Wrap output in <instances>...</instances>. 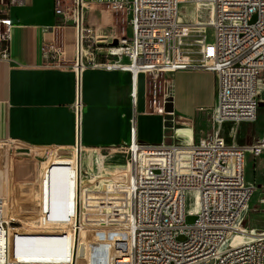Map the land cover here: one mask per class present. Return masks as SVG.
<instances>
[{"label":"built area","instance_id":"obj_1","mask_svg":"<svg viewBox=\"0 0 264 264\" xmlns=\"http://www.w3.org/2000/svg\"><path fill=\"white\" fill-rule=\"evenodd\" d=\"M183 4L194 6V21L181 17ZM98 7L127 11L129 35L95 44L96 25L88 14ZM54 11L74 27L75 145L83 143V75L89 66L129 72L128 95L135 108L139 77L145 74L150 104L163 122L172 121L173 131L175 73L213 72L218 84L213 131L207 136L178 145L173 132L159 143L142 142L132 119L130 141L120 147L127 152L122 163L127 166L113 176L119 179L103 185L92 181L85 188L82 160L64 164L71 174L68 213L61 220L50 211L47 178L55 161L48 163L40 181L38 225L61 230L76 255L70 264H79L80 254L89 259L96 247L107 249L115 264H264V231L238 216L239 204L254 192L246 180V155L264 156V135L247 146L227 143L219 132L228 122L254 121L264 99V0H54ZM0 23L1 54L10 59L12 20L1 17ZM42 54L54 66L68 65L58 43L44 44ZM188 190L196 191L197 218L191 225L185 222ZM6 213L0 194V232L22 233L24 225L7 220ZM180 234L186 239L178 240ZM1 264L15 260L10 256Z\"/></svg>","mask_w":264,"mask_h":264},{"label":"crops","instance_id":"obj_2","mask_svg":"<svg viewBox=\"0 0 264 264\" xmlns=\"http://www.w3.org/2000/svg\"><path fill=\"white\" fill-rule=\"evenodd\" d=\"M100 10L98 7L88 14V20L96 26L99 24L97 16L101 15ZM1 17L12 20V29L8 41L10 59L2 56L5 42H0V141L13 139L11 142L21 147H26L21 142L34 146H56L66 149L74 147L77 137L74 112L77 91L75 72L71 67L75 38L72 23H64L63 18L55 14L54 0H21L19 3L0 0ZM104 19L108 23V19ZM3 28L0 23V30ZM54 42L64 48L67 66H54L43 56L42 46ZM184 72L200 74L197 84L201 83L202 94L207 84L204 78L211 77L215 105L217 103L215 73L180 71L174 75V108L184 113L178 106L179 88L175 79V76ZM130 84L131 74L126 71L109 72L98 68L85 70L83 99L87 108L85 107L83 113L81 128L84 145L82 162H90L97 158L95 149L99 147L94 146L110 145L120 148L129 143L132 119L137 123L139 118L140 123L143 117L154 116L155 125L160 130L161 141L163 140V116L149 111L146 98L140 109L138 96L135 108L128 95ZM136 129L140 141L157 143L156 137L152 138L143 130L137 127ZM55 153L58 159H54L47 182L52 186L51 215L54 219L61 220L68 213L66 185L67 177L71 174L64 164H70L76 156L72 149H59ZM250 155H246V180ZM260 159L262 162L264 156H260ZM262 170L263 168L260 170V176L264 173ZM251 177L249 182L255 180V174L253 173ZM5 180L4 171L0 167V185ZM21 232L13 233L11 237L7 235L6 239L7 258L13 257L15 264H70L71 261H75L76 255L68 247V240L60 237V234L32 236ZM105 255L101 264H109ZM80 264L86 263L82 261ZM110 264H115L113 258Z\"/></svg>","mask_w":264,"mask_h":264},{"label":"rangeland","instance_id":"obj_3","mask_svg":"<svg viewBox=\"0 0 264 264\" xmlns=\"http://www.w3.org/2000/svg\"><path fill=\"white\" fill-rule=\"evenodd\" d=\"M100 13L101 15L97 16L99 24L96 26V31L94 30L93 34L95 44L108 45L119 36L129 35L131 30L130 14L127 11L115 13L104 7L100 10ZM180 15L188 21H194L198 16L194 6L191 4H183L180 7ZM104 18L108 19V23L105 22ZM211 33L212 30L210 29L209 35ZM88 68L92 67L89 66ZM199 75L197 73L184 72L183 74H178L177 77L175 76L179 88L178 106L181 111L187 114L178 112L174 108V104L171 107V109L174 108L175 110V127L174 131L173 128H171V131L176 134L175 142L178 145L186 144L191 138L193 140L200 139L213 131L212 117L217 103L213 105L214 95L211 90V77L204 78L207 84L202 94L200 91L202 85L201 83L197 84ZM138 87L140 109L146 98L149 111L153 114L162 115L154 105L151 106L150 104L152 95L148 91L145 74L140 75ZM217 89L218 84L216 85V98ZM85 107L87 108V105L84 101V110ZM138 119L136 127L149 134L152 138L156 137V141L159 143L161 141V134L155 125L154 116L143 117L140 123ZM219 132L224 140L230 144L236 143L238 145L251 146L258 143L264 135V102L260 104L257 117L254 121L228 122L221 126ZM11 141L14 140L5 139L0 141V143H3L0 145V167L3 169L6 177V180L0 185V194L5 198L8 216L14 217L16 222L19 220L20 224L24 225L23 229L25 230H23V233L26 235L60 234L61 230H58L56 227L51 228L38 225L39 205L41 204V207L43 205V195L42 192L41 195L39 193L42 171L49 162L58 159L55 153L56 150L72 149L76 151L78 147L74 146L66 149L56 146H34L24 142L21 143L26 147H21ZM94 147H99V149H95L97 158L92 159L90 162H82V178L80 183L85 188L89 187L92 181H96L98 185H103L105 181L115 180L118 176H113L118 174L120 169L127 165L122 164L127 161L125 149L114 148L110 145ZM261 168H263L262 172H264V160L261 162L260 156L255 157L251 154L248 158L247 180L248 184H254L255 191L251 200H248L249 209L243 218L248 220L250 218V224L255 225L258 228V232L264 231V173L260 176ZM253 173L255 174V180L249 182ZM94 178H97V180ZM195 203L196 191L188 190L186 195L187 214L185 217V222L188 225L193 224L197 218L194 212ZM177 239L185 240L186 236L180 234ZM70 250H72V247H70ZM104 254H106L105 256L108 258L110 264L112 259L111 253L103 247L94 248L92 253H89V259L84 254L78 255L77 262L80 264L83 261L87 264L89 260L88 264H101Z\"/></svg>","mask_w":264,"mask_h":264},{"label":"bare ground","instance_id":"obj_4","mask_svg":"<svg viewBox=\"0 0 264 264\" xmlns=\"http://www.w3.org/2000/svg\"><path fill=\"white\" fill-rule=\"evenodd\" d=\"M263 102H264V99L261 100V103H263ZM1 144H3V143H0V145ZM75 146L78 147V149H76V151H75V156H76V158L78 160H81V154H82V149H83V146L84 145H83V143L80 144V142H79V144L78 145H75ZM253 194H254V192L252 193V196H253ZM252 196H251V198H252ZM251 198H250V200H251ZM248 209H249L248 200H245V202H241L239 204L238 216L241 217V218H243V216L248 211ZM6 219L9 220V221H11V220L12 221H15L14 217H9L8 216V213H6ZM17 222H20V221L17 220ZM6 239H7V233H6V231L0 232V264L7 259Z\"/></svg>","mask_w":264,"mask_h":264},{"label":"water","instance_id":"obj_5","mask_svg":"<svg viewBox=\"0 0 264 264\" xmlns=\"http://www.w3.org/2000/svg\"><path fill=\"white\" fill-rule=\"evenodd\" d=\"M164 125V135L165 136H171L173 135V132L171 131V128L173 127V123L170 119H166L163 122Z\"/></svg>","mask_w":264,"mask_h":264}]
</instances>
